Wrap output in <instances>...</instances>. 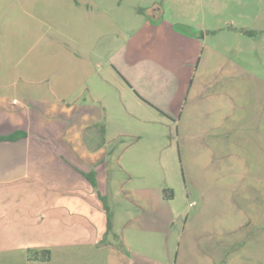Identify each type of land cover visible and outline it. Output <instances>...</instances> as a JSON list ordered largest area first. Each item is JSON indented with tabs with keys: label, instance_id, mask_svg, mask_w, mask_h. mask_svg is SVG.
I'll return each instance as SVG.
<instances>
[{
	"label": "crops",
	"instance_id": "obj_1",
	"mask_svg": "<svg viewBox=\"0 0 264 264\" xmlns=\"http://www.w3.org/2000/svg\"><path fill=\"white\" fill-rule=\"evenodd\" d=\"M59 2L15 0L1 34L31 30L0 67V134L27 132L0 142V185L52 191L2 194L0 230L46 232L41 264H264V5L168 19L161 0ZM22 60L25 81L59 75L16 93Z\"/></svg>",
	"mask_w": 264,
	"mask_h": 264
},
{
	"label": "rangeland",
	"instance_id": "obj_2",
	"mask_svg": "<svg viewBox=\"0 0 264 264\" xmlns=\"http://www.w3.org/2000/svg\"><path fill=\"white\" fill-rule=\"evenodd\" d=\"M20 1L21 0H17ZM202 0H161V4L163 6L164 15L168 19H175V18H187L192 16H201V13L198 12V2ZM210 4L211 2H218V10L220 14H224L227 16H232L234 13H236L240 9H246L248 8L243 7V2H246V4L251 3H258V5H264V0H206ZM15 0H0V67L2 68L1 64L8 62L12 66L16 59H19V56L25 55L23 51V48L25 47V43L28 42L31 39V36L28 34L31 32V30H28L23 25V31H22V38L16 37L12 38V40H4L1 38V34L4 28V25L11 21L10 17L13 12V3ZM40 2H46L48 4L49 10L52 13H55L59 8V0H40ZM41 4V3H40ZM245 5V3H244ZM248 7V5H247ZM42 16V15H41ZM38 16L36 18L32 17V24L35 27V23H39L37 27H41V32L43 30L51 37L52 41L57 43L58 42V33L59 30L57 29L56 23H53L52 18L48 17H41ZM29 16L25 15L22 18H19V23L27 22ZM34 19V21H33ZM42 23V25H41ZM25 24V23H24ZM72 24V23H71ZM34 30V29H33ZM29 31V32H28ZM38 31V30H37ZM58 45V44H57ZM6 57L4 61L2 58ZM25 65V61L22 60L20 65H17L13 72L14 79H16L17 86L15 87L16 93H22V87L26 85V82L30 83L28 84L30 88L37 89V91L42 93V90L44 89L43 85L47 81L46 79L51 78L52 75L56 73L59 75V72H57V64L56 62L51 66V73L48 75L46 71H43L42 68L35 70L31 76L29 77L32 81H25L24 79V69L23 66ZM15 66V65H14ZM3 69V68H2ZM8 74H6L5 70L0 71V93H5V87L2 84L6 82ZM18 85H22L19 87ZM41 88V89H40ZM18 89V90H17ZM36 94V92H34ZM33 93V94H34ZM25 102L24 104H19V112L16 115V122L18 121L19 124L22 126H32V120L30 118L27 119L26 111L25 109ZM31 105V104H29ZM35 105L41 106V102H35ZM42 113V111H41ZM40 117L37 118V120H42V115H39ZM30 117V116H29ZM34 120V121H37ZM55 119L49 120L54 121ZM45 121H48V119L45 118ZM56 121V120H55ZM35 124V122H34ZM56 124V123H55ZM7 127L6 124L0 125V130H4ZM37 140H44L41 136H36ZM42 139V140H41ZM32 168H29L28 173H31ZM41 169V168H40ZM184 169V168H183ZM179 183H176L172 181L173 186L172 190L178 191L183 190L185 183H184V177H182V170L180 173V179L178 181ZM27 188H30L31 190H34L35 192H46L52 191L45 186H42L37 183H32L28 181L24 182H18V183H5L0 185V211H2L3 208H6L7 204L4 201L2 194H4L6 191L11 192H19L20 190H26ZM171 191V190H170ZM20 229V228H19ZM48 242V235L46 232L42 230L38 231H31L26 229H20L19 231H16L14 229L9 230H0V264H41L40 261L47 260L44 257L47 255L45 253V250L47 248H44L40 246V244Z\"/></svg>",
	"mask_w": 264,
	"mask_h": 264
},
{
	"label": "trees",
	"instance_id": "obj_3",
	"mask_svg": "<svg viewBox=\"0 0 264 264\" xmlns=\"http://www.w3.org/2000/svg\"><path fill=\"white\" fill-rule=\"evenodd\" d=\"M27 135V132L25 130H16L10 134L2 135L0 134V142L2 141H17ZM45 253L47 254L44 258L49 259L51 256V252L49 249L45 250Z\"/></svg>",
	"mask_w": 264,
	"mask_h": 264
}]
</instances>
